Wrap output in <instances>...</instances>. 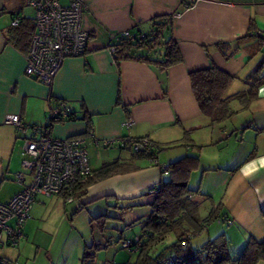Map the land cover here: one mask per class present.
Segmentation results:
<instances>
[{
  "label": "crops",
  "instance_id": "crops-1",
  "mask_svg": "<svg viewBox=\"0 0 264 264\" xmlns=\"http://www.w3.org/2000/svg\"><path fill=\"white\" fill-rule=\"evenodd\" d=\"M85 5L82 27L91 36L87 52L67 58L54 84L48 87L26 75V54L35 33L34 10L26 0H0V203H8L22 190L14 177L24 172L21 152L28 135L5 124L6 117L19 115L27 125L46 126L52 108L64 103L74 120L55 124L51 128L53 137L84 138L94 172L114 161L130 168L91 184L78 198L85 208L92 204L96 209L90 214L100 217L105 212L103 200L110 199L107 204L115 209L111 216L120 221L111 235L101 230L93 244L126 239L129 236L125 231L130 226L139 227L134 237L140 236L153 201H149V190L168 177L161 167L167 168L188 155L199 157L200 168L194 173L201 177L198 190L211 198L202 202L201 217L220 206L218 215L232 222L227 229L220 220L211 223L204 240L196 239L205 232L196 237V246L194 239L191 245L201 248L225 234L236 258L250 238L263 241L264 85L248 108L239 102L231 104L236 113L222 128L211 126L202 114L190 75L214 66L235 78L227 96L248 89V81L264 61V41L260 43L257 38L264 37V0H201L172 18V35L183 62L166 70L134 60L117 63L110 44L124 31L147 32L154 20L172 17L180 10L177 0H85ZM16 17H21V22L13 26ZM252 34L255 37L251 38ZM162 53L159 48L152 57L159 58ZM131 119L135 124L128 128L125 125ZM93 137L100 141L150 138L165 152L158 155V166H153L130 149L95 146ZM186 137L187 143L182 145ZM217 141L219 147L215 146ZM209 146L217 154L207 151ZM214 188L220 194L217 198ZM46 201L62 202L66 217L68 206L74 205L57 196L39 197L19 246L1 247L0 257L20 264H82V253L74 260L56 253L54 235L41 232L39 219ZM238 230L245 232L240 239L234 232ZM236 239L241 248L238 251L239 247L232 248ZM108 249L111 247L100 249L96 257L107 258ZM155 253H159L158 248ZM120 263L126 264L123 260Z\"/></svg>",
  "mask_w": 264,
  "mask_h": 264
},
{
  "label": "trees",
  "instance_id": "trees-1",
  "mask_svg": "<svg viewBox=\"0 0 264 264\" xmlns=\"http://www.w3.org/2000/svg\"><path fill=\"white\" fill-rule=\"evenodd\" d=\"M172 20V17H162L154 20L149 31L142 32V30H138L136 34H133L134 40L117 39L119 42H116V40V43L113 44L115 61L117 63L130 60L146 62L162 70L181 64L183 56L172 35ZM250 37L253 38L255 35L252 34ZM257 38L260 43L264 41V37L261 35ZM159 48L163 49V53L160 54L159 58H154L156 50ZM220 48H223V46H220ZM151 53L153 54L151 55ZM225 58L229 59L226 55ZM263 68L264 61L256 68L252 80L250 79L251 82L248 81V89L233 96H227L226 94L235 78L214 66L206 70L193 72L190 75L196 101L202 114L209 119L211 126L224 125L233 117L236 113L230 107L233 102H239L244 108H248L255 101L259 89L264 85ZM72 119L74 120V116L70 113L64 121ZM54 125H49L48 121L47 126L52 128ZM184 142L187 143V137ZM125 149L131 150L129 145ZM160 150L161 148H158V151L153 154H134L137 157L150 160L154 156L158 157ZM199 168V157L188 155L171 163L163 171L168 175V179L157 186L158 193L153 195V201L150 203V214L143 223V231L140 235L141 248L135 264H161L164 258L172 255L177 257L174 264L264 263V240L257 241L250 238L236 258L231 254V244L225 235L209 240L201 248H194L191 245V241L207 231L211 223L219 220L227 224L232 223L229 217L218 215L220 206L212 208L207 217H201L202 202L211 201V198L203 195L199 190L190 188L192 175ZM129 170V166L121 161H114L102 166L99 170L93 171L92 176L84 185L76 188V198L84 195L91 184ZM148 195L150 194L148 193ZM104 217L101 216L99 219L101 220ZM101 229L105 230L103 226ZM171 236L174 237V242L159 251V253L154 254L156 249ZM122 239L124 238L120 240ZM101 244L100 242L94 243L85 249L82 264H94L96 253H93V251H100ZM3 259L16 261L8 258Z\"/></svg>",
  "mask_w": 264,
  "mask_h": 264
},
{
  "label": "built area",
  "instance_id": "built-area-1",
  "mask_svg": "<svg viewBox=\"0 0 264 264\" xmlns=\"http://www.w3.org/2000/svg\"><path fill=\"white\" fill-rule=\"evenodd\" d=\"M180 10L172 16L178 17L201 0H177ZM27 6L35 13V33L26 56V75L40 83L52 87L64 61L71 57H81L87 52L90 33L83 29L82 21L86 10L85 0H26ZM21 17H16L12 25L18 26ZM117 39L134 40L129 31H124ZM114 42L110 52L114 56ZM70 115L64 103L52 108L49 125L63 122ZM5 124L15 127L19 132L28 134L22 148V168L24 172L14 177V182L22 187L8 203H0V247L16 248L24 237V227L31 219V211L39 197H62L66 204H76L77 212L85 205L75 196V190L84 185L93 174L86 140L82 137L58 139L52 136L49 126H30L22 122L19 115H8ZM135 124L129 120L126 127ZM95 146L110 148L117 146L125 149L130 146L135 154H153L158 151L150 138L119 139L100 141L93 137ZM158 166V157L149 160ZM162 171L166 167H161ZM158 188L149 190L156 195ZM118 244L129 253H139L141 238L136 236L117 241L111 239L100 245V249ZM175 255L164 258L161 264H174ZM0 264H20L0 257Z\"/></svg>",
  "mask_w": 264,
  "mask_h": 264
},
{
  "label": "rangeland",
  "instance_id": "rangeland-1",
  "mask_svg": "<svg viewBox=\"0 0 264 264\" xmlns=\"http://www.w3.org/2000/svg\"><path fill=\"white\" fill-rule=\"evenodd\" d=\"M214 126L215 127L221 126L223 128L225 124L224 125H214ZM181 144L183 145L185 144V142ZM215 146L219 147L218 141L215 142ZM206 148H207V151L208 150L214 151L216 153V151L212 149L211 146L206 147ZM199 150L201 149L199 148ZM164 152L165 150L162 149L158 153V155L161 156V154H163ZM198 176L199 175L193 174L190 180V188H192L193 190L199 189L198 187L200 186L201 177L199 178ZM165 179L167 180L168 177L166 176ZM212 191L215 194V198L219 197L220 194L215 188ZM224 193H225V188L222 191V194ZM148 197H149V201L153 200V195H148ZM108 200L110 199L105 198L101 204V206H103L104 211H105L104 216H106V217L102 216L104 218H102L101 220L99 219L100 216H93L92 214H90L91 210L96 209L95 207L92 208L93 206L92 204H88L86 208H84L81 212H78V213L76 211V208H77L76 204L70 205L68 206L69 213H68V216L66 217V214H65L66 209L62 202L53 204V203H50V201H46L45 203L46 206L43 207L44 209L42 212V216L39 219L40 230L42 233L47 232L48 235L50 234L54 235L53 237H55L54 239H55L56 253L60 252L64 255V257L71 259V260L76 259V257H79L80 253H82L81 256L79 257L81 259V257L83 258L85 249L87 247H90L93 244V240L95 239V236L98 233H100V231L102 230L101 229L102 226L104 229H106L105 233H107L108 235H111L115 232L114 231L115 224H120L119 220L111 216V211L115 209L113 208L111 209L109 207L111 204L110 203L107 204ZM120 207H123V206L120 205ZM210 226H212V224ZM223 226L226 229L230 227L227 223L223 224ZM124 230H126V227H124ZM139 230H140L139 227L134 228V226H130V228H128L125 231V235L132 238L134 237V234H136ZM234 232H235V235L237 234L236 237L239 239L241 236H243V234H245V232L243 233V231L241 232L239 230L237 232L236 231ZM211 235H213L212 231H211ZM205 236H207V232H205V234L203 233L201 237H198L197 239L194 238V240L195 239L198 240L199 238H201V241H202L204 240ZM174 240H175L174 237L172 236L169 237L168 240L164 244L158 247V251H162L165 247L173 243ZM196 240L195 242H193L194 246L198 244ZM235 241L236 242H234L232 248L237 249V247H239L237 249L238 251L241 249L240 243L237 241V239ZM113 250H116V252L114 253ZM101 251H104V250H101ZM108 251H109V255L107 258L101 257L99 255H97L96 257L95 255V261H97V264H121L120 262L122 260L125 261L126 264L128 263L135 264L137 260V254L129 253L128 251L122 249L117 243L114 246H111V249H108ZM97 252L93 251V253H96V254ZM104 252L106 253L107 250H105ZM116 256L118 257V261L115 263L114 259Z\"/></svg>",
  "mask_w": 264,
  "mask_h": 264
}]
</instances>
